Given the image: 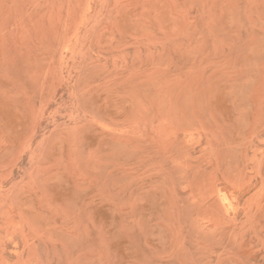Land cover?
<instances>
[{
    "label": "rangeland",
    "instance_id": "1",
    "mask_svg": "<svg viewBox=\"0 0 264 264\" xmlns=\"http://www.w3.org/2000/svg\"><path fill=\"white\" fill-rule=\"evenodd\" d=\"M0 264H264V0H0Z\"/></svg>",
    "mask_w": 264,
    "mask_h": 264
}]
</instances>
